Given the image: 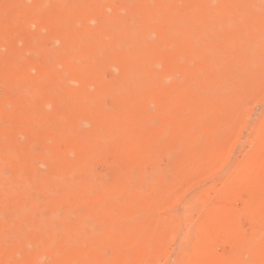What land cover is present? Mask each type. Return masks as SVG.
Masks as SVG:
<instances>
[{
  "label": "bare ground",
  "instance_id": "obj_1",
  "mask_svg": "<svg viewBox=\"0 0 264 264\" xmlns=\"http://www.w3.org/2000/svg\"><path fill=\"white\" fill-rule=\"evenodd\" d=\"M12 1L17 2V4H16V2L15 3L13 2L14 4H12V5L14 7L11 5L12 8L9 9L11 11H12V9H14L13 11H15V12L13 13V15L15 13H17L16 10L18 11V9H17L18 7H19V10H20V7L22 8L23 11L28 10L29 14L34 13L35 11L39 12L40 10L47 11L45 9L47 7V9H49L48 10L49 12L48 11L47 12L49 13L50 16H48V13L46 12L47 13L46 14V17H47L46 20L48 21V25L47 26L45 25V27L48 28L50 20L52 21L54 19L53 21H56L57 23L59 22L58 26H60V28H58V27L54 28V26H51V27L49 26V27L54 28L55 31H59V36H57L58 37L57 39L61 38V42L63 41L64 46L62 47V45H60L62 48L60 47V49H59L58 45L55 47L56 44H54V43H53L54 47L46 45V43L44 41V39L46 38L45 34H43V35H45L44 36L45 38L39 34L36 36V37H38V39L36 37H33L32 39H36L37 41H39L38 43H40V44L41 43L43 45L45 44V48L39 46V48H38L39 50H37L40 53L42 52L45 60L42 58L43 56L41 54V58L44 60L41 62H43V63L39 62V59H41L39 57V59H37L39 65L37 63H35V64L40 66V67L37 66L38 68H43L42 70L44 73V76H43L44 80H45V78L49 79L47 84L50 83V85H51V81L56 80L59 75L60 76L63 75L66 77V74L73 75L76 78L79 76L80 78H82L85 81L84 84H83V82L80 83L79 84L80 86L78 85V87H76L72 84L75 88H79L76 91H75V89L71 88V85H69L70 88H69V86H66V87H68V90L72 89V91H70L71 96L68 93V95L70 96L69 98L72 97L71 99L73 100V101L71 100L72 102L70 103V105L72 107H74L72 105L73 102L76 105V108H74L75 110L73 111V113L75 112L74 114L69 112L70 110H68V112L71 113L72 115H70L67 112V114L70 115V116L68 115V117L70 118V120H69L70 122H72L73 119L75 120L74 122H76V119H78V118L82 119L83 117H86V116L88 117V116H90V114L92 115V113L95 114L94 117L92 116L93 120H95L94 123L95 124L98 123L99 127L102 126L101 125L102 123H104L106 125L109 124V126L110 125L114 126L115 121L116 122L123 121L121 123H124V122L126 123V121H127L129 123H127L125 126L123 124L119 123L121 126L123 125L122 128L118 123H116L117 126L115 125L117 128L119 125V127L122 130V131L120 130L121 131L120 132L119 128H118L119 132L116 133L117 134L116 139L119 138L117 141H120L121 135L118 137V133L122 134L123 139L127 138L130 133L138 135L139 134L138 131H140L139 130L140 124H143L145 127L148 123L152 122V120H153L152 114L155 111H153L154 110L153 109L152 110L153 113L152 112L148 113L147 105L150 104L151 102L149 101V103L146 104V102H148V101H145L148 97L150 98L151 95H153L157 99L156 101H158V103H159L158 105L162 106L163 118H166V120H167V118L179 119V121H178L179 123H177L176 121L175 122L177 124H180V125H178L177 126L178 128L174 129V131L168 130V128H167V126H169L168 121L165 122V124H167V126L165 125V127L167 128L166 130H168V131H164L165 127L163 126L164 124H162L164 121L162 120L161 125L159 124L158 125L159 127L156 125V128H160V127L162 128L163 127L164 128V129L162 128L163 132L161 131V133H160L159 131H155L156 128H155V130H152L156 133H155L153 138L151 136V138H150L151 141L149 138H147V140H149L150 142L146 140V137H147L146 135H148V134H146V130L148 131L147 127H146V129L144 128L145 131L143 129V132H145L143 134L144 138H142V139L139 138L138 140H141V142H142V140L145 139V141L143 143H145V146H146L145 148L149 147L151 154L153 152L151 150V149H153L151 147V144H153L154 148H156V150L153 149L154 151L160 150L162 152V154H163V151H165L164 153L172 152L173 155H174V152L176 153L177 151H178V153H180L179 150L181 147H183L184 144L187 146L193 145V146H190L191 148L189 147L191 149L190 151H192L193 154L196 151H198V149L196 150L195 146H194V144L195 145H197V144L196 143L190 144L191 142L186 138L187 135L192 131L193 132L196 130L200 131L199 129H201V128H204V129L209 128L210 130H212L215 127V129H216V126H218L223 121H224L223 123H225V125L228 124L227 123L228 121L226 122L225 120L230 119V121H232L231 117L233 116V118H235L234 115L238 111L237 105H238V101L240 100L239 97L246 95V93L249 92V90L251 89V86H254L255 82H257V80L260 78V74H259L260 71L264 69V0H142V1H140V0H34V2L30 1V3L32 5L30 3L26 4V2H24V1L23 2H19L17 0H12ZM12 1L10 0L9 3ZM7 4L8 3L5 1V5H7ZM15 4H16V6L18 5V7H16V9H15ZM0 6H1V4H0ZM11 6H9V7H11ZM7 7L8 6H6V8ZM6 8H5V10H6ZM109 8L112 9L111 12L108 11ZM2 9H4L3 5H2V7H0L1 12H2ZM124 9H126V12H124ZM4 12H6V11H4ZM38 12H37V14H38ZM50 12H51V14H50ZM19 13L20 14L17 13L18 17L19 16L21 17L22 12L20 11ZM37 14L34 15L36 19L39 18V16L38 17L36 16ZM177 15H179V17L181 16L180 19L177 18ZM91 16H94L93 18L96 17L99 21V24L96 28H94L95 27L94 24L92 25V23H90L89 21H87V23L85 22L86 19L88 20V18ZM18 17H17V19H18ZM20 17H19V19H21L22 20L21 22H23V20L26 16L24 18H20ZM50 17H51V19H50ZM85 17H87V18H85ZM35 18H34V20L37 22L39 19L36 20ZM10 19L8 22H12V20L10 21ZM12 19H14V16ZM19 19L17 21L15 19L14 20L16 22H18V21H20ZM27 19L28 18H26V20ZM16 22H13V23H16ZM41 22H40V25L42 26L43 23H41ZM56 22H54V23L57 26ZM13 23H10V25H12ZM24 23H26V21ZM97 23L95 25H97ZM27 24H26L27 29L29 28L28 26L33 25V24L32 25L31 24L27 25ZM8 25H6V26H8ZM50 25H51V23H50ZM89 25H92L93 28L89 27ZM41 26H39V28ZM250 26H252V27H250ZM36 27H37V24H36ZM42 27H44V25ZM104 28L105 29L107 28V30H109L108 28H110V31H106ZM41 29L43 30L44 28H41ZM102 29H104V30H102ZM36 30H38V27ZM36 30H35V34L38 33ZM103 31H105V32H103ZM24 32H23V34H24ZM40 32L42 34L44 32V30H43V32L42 31H40ZM0 34H1L0 37H3V38H0L1 40H3V42H1V44H4V42H8L7 41L8 38L10 39V37L8 36L9 33H8V35H5V32L4 33L0 32ZM26 34L27 33L25 32V35H23V36L26 37L27 36ZM18 35L19 34L17 33L13 36H16L21 41L23 36H21V34L19 36ZM5 37H6V39H4ZM24 37H23L22 41L24 40ZM14 38L11 36V40H13ZM26 38H25V40H26ZM4 40H6V41H4ZM59 41H60V39H59ZM32 45H34L33 42H32ZM38 45H37V47H38ZM1 46L2 45H0V49H1L0 51L3 52V49L1 48ZM36 48L34 47V48H32V50L36 49ZM40 48H43L44 50L42 49V51H41ZM17 50H16V52H18ZM20 50L21 49H19V51ZM28 50H30V49H28ZM14 51L12 50L11 53ZM29 52H31V51H29ZM35 52L36 51H34V53ZM5 53L6 52H4V54ZM20 53L18 55L26 56V53L22 52V54L24 53V55H22ZM13 54L16 55L17 53H13ZM13 54H10L11 55L10 60L11 61L13 60L12 62L14 63V61H16L15 60L16 57L13 59ZM179 54L180 55L183 54V56H185L186 58H189V59L192 58V59H196L197 61L199 60L205 66V68L208 69L207 71L203 70L202 73L205 72L204 73L205 75L202 74V75H204V76H202V75L196 74V73L193 74L191 71L189 72V70L186 69V65L188 63L185 65L184 63H182V61L179 62V60H178V58L180 56ZM34 55L35 54H33L32 56H34ZM6 56H8V55H6ZM0 57H3V56L0 55ZM17 57L20 58L19 56H17ZM35 57H36V55H35ZM9 58H8V63H12L9 61ZM18 58H16V59H18ZM21 59H23V57H21ZM0 60H1V58H0ZM153 61L154 62L157 61L156 66H157L158 62L162 61L163 65H164V63L166 64V69H165V66L162 65L163 68L166 70V72H167V70H168V72H170L171 70H175L176 72L181 73V77L178 76V78H177V76L175 75L177 79H175L171 84L164 85L161 88L159 87L158 89L157 88L154 89L152 87V89H154V90H151L148 87L149 84H151V82L148 83L147 80H150V81H153L156 79L160 80L159 77H161V74H163V72L165 71L163 69V72H161L162 70H159L160 71L159 72V71L155 70L157 68H155V69L151 68V66H149L148 64L152 63ZM17 62H19V59L16 61V63ZM5 63H6V60H5ZM30 64H32V65H30ZM193 64L194 63L192 62V65ZM29 65H30V67L32 66L33 69H35L34 67H36V65L34 66L32 62L28 63V66ZM41 65H42V67H41ZM114 65L119 66L120 72L117 75H115V77L113 79L108 80L105 73L106 72L108 73L111 70V68H113L112 66H114ZM18 66L19 67L21 66L20 63H18ZM18 66H16V68ZM28 66L26 65V67H25V69L27 68L26 71H25V69L21 68L22 69L21 73L20 72L18 73L19 77H23L24 74L27 73V71L30 69V67L28 69ZM0 67H1V65H0ZM32 67H31V69H32ZM159 68H161V66ZM17 69H15V70L13 69L12 71L15 72ZM18 71H20V70L18 69ZM38 71H40V69H38ZM166 72H164V74ZM168 72L166 73L167 75L165 74V76H169ZM11 74L15 75L13 73H11ZM261 74H263V73H261ZM18 75H16V77H18ZM113 75H114V73H113ZM7 76H8V74H7ZM12 77L16 78L14 76H12ZM12 77L9 80V82L11 80L13 81ZM75 77H74V82L76 80ZM110 77H111V75H110ZM174 77H172V78L174 79ZM26 79H28V81H29V78H26ZM58 79L57 80L59 83L56 82L57 80L55 81L56 86L53 85V82H52L51 87L49 84H48L49 86L47 84H44L45 86H48L49 88L45 87L43 84H41V86L43 85V87L46 88L45 91H43L45 88L43 90L40 89L41 93L43 91V93L40 95H44V98L43 99L41 98V100H40V98H39V100L37 99L36 100L37 103H36L35 101L33 102V100L35 99L33 97L32 102L34 104L32 103V105L36 104L35 106H37L39 103L38 101L42 102V100H44L45 98H46V101H48L47 99L51 98L52 102L49 99L50 103H53V99H54L56 105L58 103H60L63 99H65V97H63V99H62V96H60L61 98L58 97L60 95L59 92H61L60 91L61 89L60 88H59L60 90L58 89V84L60 85L63 83V82H60V77H58ZM260 79H262V77ZM23 80H25V78H23ZM32 80L30 79L31 82H32ZM37 80H39L38 77L36 79V82H37ZM41 80L43 82L42 78H41ZM61 81H62V79H61ZM76 81H78V80H76ZM259 81H261V80H259ZM9 82H8V84H9ZM27 83L28 82H26V84ZM35 83L32 82L30 85L32 87H34V85L35 86L37 85V83L36 84ZM1 84H3V82ZM81 84H83V85L81 86ZM24 86H26V85H24ZM29 86L27 88L23 87V85L21 88L18 87L19 89L25 88L26 91L23 90L19 94L16 93V91H15V93L17 94V96L16 95L14 96L15 100H17L16 99V97H17V98L21 99V103L23 101L22 104H24V101H26L25 103H28V101H27L28 92L32 93L31 90H33V89L35 90V88H36L35 87V88L30 90ZM62 86H63V84H62ZM64 86H65V84H64ZM8 87H10V85ZM63 87H61L62 90L65 89V87H64V89H63ZM39 88H40V85H39ZM19 89H17V91ZM120 89H122V91H121V92H123L122 95H121V93L119 94ZM65 90H67V89H65ZM9 91H10V89H9ZM40 91H37L38 95H39ZM57 91H59V92H57ZM72 92H73V94H72ZM7 95H9V92L6 94V97H7L6 101L8 102L9 101L8 98L11 95H9V96H7ZM19 95H20V97H19ZM110 95L113 96L115 99V100L113 99V101L115 103L112 101V107L115 104V108L110 111V110H108L109 108L107 107L108 109L106 108V110H108V111H106L104 108L105 105L103 106V100L105 101L106 96L111 97ZM32 96H34V95H32ZM67 96H66V98H67ZM104 97H105V99H104ZM12 98H13V96H12ZM12 98H11V100H12ZM55 98L58 99V101L60 99H62V100L60 102H58ZM69 98H67V99H69ZM67 99H65V101ZM3 100H5V98ZM13 100H14V98H13ZM152 100H153V98H152ZM6 101H5V104H6ZM63 101L61 103H64ZM123 101L128 102V104L131 103L133 105V107L130 106L131 108L129 109L128 108L129 106L126 104V102H123ZM15 102L18 105V102L17 101H15ZM15 102H14V104H16ZM43 103L46 104L47 102L45 103V100H44ZM61 103L59 104V107H58V105L56 107L62 109L63 107H61V105H62ZM119 103H120L121 107L118 106ZM246 104L247 103L245 102V105ZM7 105H5L6 108H7ZM65 105H67L66 102H65ZM65 105H63V106L65 107ZM125 105L127 106V109L129 111L128 113L125 110L126 109ZM5 106H1L2 108L0 107L3 110L2 111L0 109V118L3 119L2 122L5 123L4 125H7L10 122V120L13 119L11 116V115H14L13 113L17 114L16 112L21 110L26 116H28L31 112L30 106L23 107L25 105H22L23 108L21 109V108H19V106H20V103H19L18 108L20 110H18V111L15 110V109H17V106L15 108L14 107L15 105H14L13 109L15 108L14 109L15 111L13 110L14 112L11 111V113H12L11 115H7V111L8 110L10 111V109L7 108L8 109L7 110L6 108H3ZM44 106L46 107V105H44ZM122 106L125 109H123ZM56 107H55V110H57ZM9 108H10V106H9ZM157 108H159V107H157ZM51 109L53 110V108H51ZM71 109L73 110V108H71ZM151 109H152V107H151ZM52 110L48 111L50 114H46V113H48L47 110H46V113H44L47 116V118L45 116L44 119H46V121L48 120L47 122H49V125H45L46 121L45 122L43 121L44 119L42 116H41L42 119H41V117H39V120H41L42 123L44 124L43 125L40 123L41 126L43 125L44 128L45 127H47V128H46V130H45L46 132L44 134L43 127H41L42 130L40 129V132L42 131V133L41 134L38 133L37 135H40V136L42 135L43 137H46V139L48 137H49V139L50 138L58 139L61 137L60 136L61 134H59V131H58V133L56 132V130H59V129H56V127L59 126L58 124L61 123L63 115L60 112L55 113L54 112L55 110L54 111H52ZM9 111H8V113H10ZM44 112H45V110H44ZM244 112H241V113H244ZM51 113H54V114H51ZM36 114L37 115H35V116L38 118L39 113H36ZM44 114H40V115L44 116ZM20 115H21V113H20ZM30 115L31 116H28V117H32V114H30ZM16 116L14 115L13 117H16ZM18 116H19V112H18ZM151 116H152V118H151ZM157 116L159 118V116H160L159 113ZM245 116H246V114H245ZM9 117H11L12 119H10ZM22 117L23 116H21V118ZM27 118L25 120H24V118H22L23 120L21 119L20 122H22V124H24L23 121H26ZM37 118H34L36 120V122L38 120ZM71 119H72V121H71ZM90 119L91 118H89V121H90ZM118 119H120L121 121L120 120L117 121ZM4 120H6V122L8 120V123L6 124V122H4ZM13 120L17 121L19 119L14 118ZM135 120L136 121L139 120L138 121L139 123L136 122ZM30 121L31 120L29 119V122H26V123L33 124L35 122L34 121L32 123V121L31 122ZM81 121L83 122V120H81ZM134 121H135V123H134ZM169 121H170V119H169ZM2 122L0 121L1 124H3ZM157 122H158V120H157ZM64 123H65V120H64ZM94 123H93V125L95 128ZM158 123H160V122H158ZM1 124H0V127H3L4 125L2 126ZM128 124H129V126H128ZM137 124L139 127L137 126ZM152 124H153V122H152ZM60 125H62V124H60ZM66 125L67 124L63 125L62 128ZM79 125H78V127H79ZM85 125H86V122H85ZM106 125L103 127H105V128L108 127ZM262 125H263V123H262ZM126 126H128V127H126ZM224 126H222V127H224ZM257 126L259 127L261 125H257ZM81 127H80V129L77 128L78 131L74 130V132L80 133V135L76 136L75 133L71 129H70V131L73 132V134L75 136H73V137L70 136V135H72V134H70V132H68L70 135L66 134V138L69 135L70 137H72L71 139H75L78 143H81L84 147V152H82L83 155L82 156L79 155L80 157H78L76 160H75L76 157L73 158L74 159L73 160L71 156H70L71 158L69 157V160H68V158H67V156H69L68 153L66 155L64 154V156H66V157L64 160V156H63V158H62L64 160L63 162L60 159V157L57 158V160L59 159L60 161H57L55 159L56 163L51 160L52 164H53V162H54V164L52 165L50 163V165H51V167L49 166L50 169L49 170L46 169V172H44V173L40 172L43 170H38L40 172V173H38L37 172V166H35L36 167L35 172L33 170L35 168V167H33L34 164L32 165L33 169H32V167H26L25 162L27 163V161L29 159L26 160L24 158L26 160L25 161L23 158L21 159V157H24V156L20 155L21 156L20 159H21V161L24 160L23 162L25 165L22 164L23 162H21V164H17V165L14 164L15 166L12 165L13 166L12 168H14L15 170H14V172H12V170H10V172L12 174L9 177H6V176L4 177L3 174L1 175V173H0V264H68V263L72 264L68 260H71V262L72 261L78 262L79 264L83 261L84 262L82 264H154V263L156 264V263H158L157 261H159V260H157L156 262L153 263V260H155L154 254H152V252L154 251L153 250L154 247L150 248L151 251L153 250L152 252L151 251L149 252V250L146 248V246H149L148 244H151V242L153 240V239L151 240V238L155 237V234H153V236L150 237V239H148L149 240V242H148V240H146L147 236L145 235V233L147 231L145 228H147V227L149 228L148 224H151V223H154V224L161 223L159 225H155V228H156V226L160 227V225H162V222L164 223V221H163L164 218L162 219L161 216L159 215V213H157V211H156L162 207V206L160 207L159 205H157V202H159V200L162 198V196H159L161 198L158 197L159 198V200H158V198H157V195H159L158 190H160L161 193H163V192L168 193L167 192L168 190L170 192V187H172L171 185L174 183V178H175L174 173H176L178 170H180L182 168L183 169L186 168V167H183V163L188 159H186V157L183 158V155H179L177 162L174 160H171L170 162L168 161L169 163H171L173 161L172 162L173 164L168 165V167H170V170H167L166 168H165V170H163L162 168H160L161 166L154 165L156 168L155 179L153 180L152 178H154V177H152L150 175L151 181L148 178L150 176L148 175V177H147L146 171L144 173L142 171H140V173H138L137 179L134 176L136 179V183L133 184V182H132L133 185L131 187H126L125 186L126 183L124 185L120 184V182L118 183L117 177H116L117 180H115V182L112 179L114 184L113 183L111 184V183H108L107 181H104L103 178L101 179L97 175L94 174L95 172L92 171L93 165H92L91 161L103 152L105 146H108V148L114 147L116 149L117 148L116 145L117 146L121 145L122 147H124L122 142H120L121 144L116 143L117 141L115 140L114 141V144L116 143L115 146L113 145V141L111 142L112 144H107L104 146V143L101 142V140L102 141L104 140V139H102V135H101V139H100L99 134L97 136V134L93 131L94 129L92 130V127H91L90 133H89V131L85 130L86 128L83 130V132H81V131H79V130H81ZM152 127H154V126L152 125ZM68 128L69 127H67L65 133L67 131H69ZM111 128L113 129V127H109V129H111ZM137 128H138V130L136 131ZM160 129H158V130H160ZM6 130L7 129L2 130L0 128V131H6ZM60 130H61L60 133H62L65 129H63V131H62V129L60 128ZM108 130L105 132L106 135H107V133L110 132ZM217 130H219V129H217ZM257 130H259V129H257ZM23 131L27 132L25 130H23ZM198 131H197V133H199ZM214 131H213V133L216 134ZM20 132H21V130H20ZM24 132H22V133L24 134ZM112 132H110L111 135L114 133V132L113 133ZM136 132H138V133H136ZM5 133H7L6 135H8V132H4L3 133L4 136H6ZM16 133L18 134L19 132H16ZM28 133L29 134L25 133V135H23V136L26 137V134H27V136L29 137L30 134H33L30 132H28ZM55 133L58 134V135L56 134L58 138H56ZM97 133H98V130H97ZM3 134H0V136ZM10 134H11L12 140L14 138H15V140H17L16 137H14V136H16L15 132H14L15 135H13V136H12L13 133H10ZM10 134L8 135L9 138H10ZM258 134L256 136H258ZM19 135H20V133L18 134V140H20L19 137H21ZM33 135H30L31 136V137H29L30 139L28 137H27V139H25V137H24V139L27 140L28 143H26L27 141H25V143H26L25 145L23 143V147L21 148V149H23V152H24L23 154H25V152H26L27 155L25 154V156L30 158V160H33L37 156L40 158V156H41L40 154H42L43 152H44L43 153L44 156H48V153H47V155H45V153L47 151L45 152L44 150L46 148L44 149V148H42L43 145L42 146L40 145V142L44 143V142H46V140L45 141L42 140L40 142L38 141L39 143L36 140V142H37L36 143L35 138L37 136H35V138H34V137H32ZM35 135H36V133H35ZM45 135H47V136H45ZM204 135H205V133H204ZM131 136H133V135H131ZM62 137L60 138V139H63L61 141L66 140V138L64 139ZM140 137H142V136H140ZM198 137H201V135L200 136L198 135ZM223 137H224V135H223ZM223 137H222V139H223ZM230 137H232V135ZM2 138L3 137H0V168L3 167L2 165L4 163L13 159V153H12L13 150H15V152H17V148L15 146V143H17V142H14L11 140L5 141L4 138L3 139ZM33 138H34V140L32 141ZM134 138L135 137L133 136L132 139L135 141L136 138L135 139ZM215 138L219 139L217 137V134H216ZM60 139H58L57 141H59ZM105 139H109V137L105 138ZM111 139H112V137H111ZM196 140H198V139L196 138ZM21 141H18L17 144H19V142L21 143ZM29 141H31V142H29ZM69 141L67 140L66 143L63 142L66 144V147H67V143ZM125 141H127V145L130 144L129 143L130 140L125 139ZM146 141L148 143H151V144H149V146H147L148 143ZM200 141H201V138H200ZM70 142L68 143L70 145H68V148H66V150H68V151H69V147L72 144ZM72 142H74V141H72ZM105 142L110 143V141L108 142L107 140ZM196 142L198 143V141H196ZM30 143H32V144L36 143L37 145H39L38 149L39 150L43 149V150H41L43 152L40 153V152H38L39 150L33 151L32 148L28 146V144L30 145ZM143 143H142V146H143ZM46 144H47V142H46ZM46 144L44 143L43 147H47L48 144L47 145ZM76 144H74V145H76ZM131 144H133V143L131 142ZM135 144H137V141ZM260 144H261V142H260ZM37 145H36V147H37ZM74 145H73V147H74ZM155 145H156V147H155ZM254 145H257V144L254 143ZM20 146H22V145L20 144ZM32 146L34 147L35 144ZM137 146H138V144H137ZM142 146H141V149H142ZM261 146H260V148H261ZM49 147H50V145L47 147V149H49ZM70 148L72 149V147H70ZM112 148H111V150L114 153L115 149H112ZM135 148H136V145H135ZM73 149H76V147ZM200 149H201V147H200ZM200 149H199V151H200ZM80 150H81V148H80ZM133 150H136V149L133 148ZM146 150L145 151L141 150V151L144 153L150 152V151H148V148ZM203 150L204 149H202V151ZM104 151H106V150H104ZM9 152H10V154H9ZM106 152H108V151H106ZM106 152H104V153H106ZM110 152H108V153H110ZM260 152H258V153H260ZM18 153H16L17 156H19ZM37 153H39V154H37ZM65 153H66V151H65ZM197 153H196V155H197ZM20 154H21V152H20ZM120 154H121V152H120ZM146 154L147 153H145L144 155H146ZM149 154L145 157H148V159L149 158L152 159V157H150L151 155L149 156ZM156 154H159V155H156ZM160 154H161L160 152H158V153L155 152V155L157 157L158 156L160 157ZM170 154H168V155L172 156ZM203 154H204V152H203ZM221 154H223L222 157H224L225 153L224 152L222 153V151H221ZM248 154L250 155V153H248ZM251 154H253V152H251ZM73 155H75V154L73 153ZM60 156H62V155H60ZM174 156H173V158H174ZM193 156L195 157V155H193ZM251 156L253 158V155H251ZM251 156H250V158H251ZM38 157L36 158V163H37ZM145 157H143V158L145 159ZM261 157L264 158V153H263V156H261ZM66 158L68 161L66 160ZM213 158L214 157H212L211 159H213ZM243 158H245V157H243ZM42 159L44 160L45 158H42ZM70 159H72V161H70ZM109 159H111V158H109ZM154 159L155 158L153 157V160ZM184 159H186V160H184ZM18 160H19V158H18ZM97 160H99V159L97 158L94 161H97ZM181 160H183L184 162L183 161L181 162ZM196 160H197V158H196ZM249 160H251V159H249ZM254 160H256V158L253 159V161ZM261 160H262V158H261ZM141 161L139 163H141ZM253 161H251V162H253ZM13 162H14V160H13ZM13 162H10V163H13ZM244 162H246V161L243 160V163ZM113 163H114V161H113ZM117 163H115V166H118ZM185 163L187 164V162H185ZM217 163H219V162H217ZM27 165L30 166V163ZM111 165H113V164L111 163L110 166ZM121 165H122V163H121ZM157 165H160V164L157 163ZM219 165H220V163H219ZM251 165L253 168L252 171L255 172L256 170H254L253 164H251ZM261 165H264V162ZM115 166H114V169H112V170L115 171V169H116V171L117 170L119 171V168L117 169V167L115 168ZM195 166H197V165L195 164ZM211 166H212V164H211ZM259 166L260 165H258V169L260 170V168H261L263 170H260V171L257 170L259 173V177L253 172L254 173L253 175H256V176H254V177H256V180L253 177V175L251 174L252 172H249L256 182L258 181V178H260V177L262 178V176H260L261 175L260 172L264 171V168H262L263 166L262 167H259ZM123 167H124V165H123ZM130 167H129V169H130ZM173 167H175V170H176L175 172H173V170H172ZM214 167H215V165H214ZM3 168H2V170H3ZM38 169H40V168H38ZM190 169H192V167ZM2 170H0V171H2ZM239 170H241L240 168H238V172L241 173V171H239ZM29 171L34 173V178L32 177L33 179L26 180L27 179L26 177L28 176L27 174L30 173ZM243 171H244V169L242 170V173H243ZM178 172H180V171H178ZM111 173H112V171H111ZM170 173L171 174L173 173V174L171 175ZM113 174H112V177H113ZM115 174H117V173H115ZM115 174H114V176H115ZM244 174L246 177V173H244ZM104 175H103V177H106ZM153 175H154V172H153ZM173 175H174V177H173ZM236 175H238V174H236ZM251 175L247 176L246 178L249 180L250 184H251V182H253V185L256 184V186H257V183L253 179H252L253 181H250ZM121 176H120V178H122V180H123V176L122 177ZM182 176H179V177H182ZM234 176L235 175H232V177H234ZM263 176H264V173H263ZM235 177H239V175L235 176ZM240 177L242 178V177H244V175L242 174V176L240 175ZM109 178H110V175H109ZM110 179H108V177H107V180H110ZM176 179H177V175H176L175 180ZM180 179H178V180L180 181ZM231 179L232 178L230 177V180ZM238 179H240V178H238ZM125 180L127 182V179H125ZM232 180H234V178ZM240 180H241V182H243L242 179H240ZM259 181L261 182V179H259ZM254 182H255V184H254ZM243 183L245 184L246 182L244 181ZM136 184H137V187H136ZM244 184H241V186L239 185V187H242V185L243 186L246 185V184L245 185ZM247 184H249V183H247ZM260 184L258 186H260ZM263 184L261 185V189H262V186H264ZM130 185L131 184H128V186H130ZM226 186H229V185H226ZM250 187L252 189V186H249V188ZM236 188L233 187L230 190L227 189V191H229V192L225 191V193L231 194V193H233L231 190L236 189ZM144 189H146V191ZM93 190H96L95 192L99 197L103 196V199H105V196H106L107 199H110V200L108 202L109 205H107V203H105L107 205V207L105 205V208H103L104 205L102 206V203L104 204V202H103L104 200L102 202L99 200L100 205H101L99 207L101 210L99 209V211H96L94 209L95 210V212H94V210H93V208H98L99 205L97 207H94L93 204L91 205V207H93L92 210H93L94 214H96L95 217H93V219L91 221L85 214H83L84 209L80 206L75 205V204L74 205L71 204L70 199L73 196L79 195V199L76 198V200H81V198H82L81 195H84L86 198L84 197V199H82V200H85V199L89 200L90 195H88V193H89V191H91L92 194L94 195L95 193H93ZM223 190H222V192H223ZM230 191H231V193H230ZM235 191H238V189ZM235 191H234V193H235ZM251 191H253V190H251ZM254 191H256V190L254 189ZM172 192H173V189H171V193ZM222 192L220 195H222ZM209 193H210V191H209ZM209 193H208V195H209ZM234 193H233V195H234ZM226 195L224 194L223 196H226ZM249 195H251V194H249ZM167 196H166V198H167ZM91 197H93V196H91ZM95 197H97V196H95ZM95 197H93V199ZM99 197H98V199H99ZM234 198H235V196H234ZM73 199H75V198H73ZM215 199H217V198H215ZM163 200H166V199H161L162 202H163ZM201 200H202V198H201ZM255 200H257V197ZM161 201H160V203H162ZM192 202H193V204H196L195 206H198L197 205L198 202L196 201L194 203V200H193L189 204V205H192L191 206L192 208L195 207L193 204H191ZM201 202L205 204L204 201H201ZM206 202H208V201L206 200ZM215 202H217V201L215 200ZM233 202H234V200H233ZM242 202H243V200H242ZM258 202H260V201H258ZM199 203H200V201H199ZM253 203H255V202H253ZM76 204H78L77 201H76ZM229 204H232V203H229ZM250 204L251 203H249V205ZM226 205H228V204H226ZM233 205H235V204L233 203ZM257 205H258V203H257ZM158 206H159V208H157ZM206 206H207V204H206ZM220 206H223V204ZM235 206L233 207V211H234V214L237 215V210L235 211V209L236 208L238 209V213L240 212V210H239L238 206H236V208H235ZM261 206H260V208H261ZM198 207H201V203ZM224 207H226V206H224ZM244 207H246V205ZM90 208H88V209H90ZM228 208L232 209L231 206ZM228 208H227V210H228ZM251 208L254 210L256 207L254 208V206H253ZM260 208H258V209L256 208L257 211L260 210V212H261ZM263 208H264V206H263ZM200 209H198V210H200ZM252 209L249 210V213L251 212L250 213L251 215L254 214V213H252ZM196 210H197V208H196ZM222 210H223V208H222ZM194 211L195 210H193V212ZM197 211H196V213H197ZM245 211H247V210H245ZM257 211H255V212H257ZM221 212H222L221 214H223V212H225V214L233 213L232 210H228L227 213L224 210ZM84 213H85V211H84ZM88 214H89V212H88ZM206 214H208V213L206 212ZM219 214H220V212H219ZM202 215L205 216L204 214H202ZM192 216L194 217V215H192ZM230 216H232V215H230ZM125 217L128 218L127 222L123 220V218H125ZM253 217H255V215H253ZM260 217H263V215ZM256 218H258V217H256ZM218 219L220 220L222 218H218ZM230 220H232V219H230ZM239 221H240V219H239ZM259 221H260V218H259ZM201 223H203V222H201ZM216 223L217 222H215V224ZM238 223H241V222H238ZM253 223H254V221H253ZM215 224H214V226H215ZM235 224H236V222H235ZM235 224H233L231 226L237 227L236 226L237 224L236 225ZM98 225H101V226L98 227ZM146 225H147V227H146ZM164 225H165V223H164ZM164 225L162 226V228L166 227ZM199 225H201V224H199ZM241 225H242V223H241ZM257 225H258V223H257ZM238 227L240 228V225ZM260 229H264V218L260 223ZM256 230H258V228ZM226 231L228 232L229 230L227 229ZM231 231L230 232L232 233V236L231 235L230 236L233 237L235 234L237 235L239 233L240 229H238V233H236L237 230L235 229L233 231V227H232ZM244 231H246V230H244ZM241 232L242 231H240V233ZM199 233H200V231H199ZM253 233L255 235H257L255 233V231ZM259 233H260V231H259ZM124 234H127V235L129 234L130 238H128L127 235H126V238H124L125 237ZM197 235H198V237H195V239L199 238L200 234H197ZM255 235H253L254 238L249 236L248 234L246 235L245 233H242L241 235L240 234L237 235V237H236L237 240H235V242L236 241L238 242V244H237V242H236V244L238 246H240V250L232 257H229L228 255L226 256V257L232 258L231 260L226 259L227 261H230L228 264H253L256 260L257 261H259L261 259H262L261 261L264 260V258L261 257L262 255L260 257H258V255L261 253V251H262V253H264V239H262V237H261L260 238L261 241H258V240L256 241L257 237L255 238ZM259 235H261V234H259ZM117 236H120V237L123 236L121 238L124 239L125 241L122 240V242H123L122 243L120 240L121 238L119 237L120 238V239H118V240H120V241H118L119 243H117V242L114 243L115 241H117V240H115L112 243L114 245L111 246L112 244H111L110 240L116 239ZM190 236H195V235L191 234ZM164 237H163V239H164ZM226 237H227V235H226ZM200 238H201V235H200ZM127 239L129 240L128 241L129 244H127L128 242H126ZM157 239H159V237L156 239L154 238V240H157ZM189 239H191V242H192V238H189ZM150 240H151V242H150ZM102 241L103 242L104 241H107V242L110 241V244H109V242H108V244L112 247V248H110L111 249L110 250L111 251V257H109L110 251H108L109 254L106 253V250L108 248L107 242H106V244H107L106 245L105 242L103 244ZM144 241L146 243L147 242L148 243L146 244V243H144ZM159 241H160V239L158 240V243H159ZM124 242H126V244ZM137 242H138V244H137ZM164 242L165 241H163V244H164ZM187 242L188 241H185V243H187ZM189 242H190V240H189ZM201 242H202V239H201ZM201 242H200V244H201ZM209 242L210 241L207 240V243H209ZM185 243L181 244V245L184 246ZM198 243H199V241H198ZM198 243H197V245L200 246V244H198ZM141 244L142 245L145 244L143 246L144 249L142 248L143 253L141 252L142 257L139 258L140 257L139 256L138 260H136L137 256L140 254L136 255L135 254L136 252L132 253V251L134 252V250H135V249L132 250L133 249L132 246L134 245V247H135L138 245L137 248H139V245H141ZM192 244L193 243H191L190 245L192 246ZM203 244H205V243H203ZM227 244H229V243H227ZM232 244H233V242H232ZM215 245H214V247H215ZM88 247H91V249L89 250V251H91L90 252L91 254L89 253V251L87 253ZM149 247H151V246H149ZM185 248H187V246H185ZM189 248H191V247H189ZM225 248H224V250H225ZM112 249H113V251H112ZM142 249H140V250H142ZM205 249H206V247H205ZM205 249H202L203 250L202 253H205L204 252ZM108 250H109V248H108ZM184 250H183V254L186 255ZM210 250H211V246H210ZM210 250H209V252L211 253L212 251H210ZM215 250H217V249H215ZM229 250H228V252H229ZM129 251H131V252H129ZM135 251H137V250H135ZM68 252L74 253V255H71V253H69L72 256L71 259H70V257L69 258L66 257V253H68ZM85 252L87 253L86 255L89 256V258L85 255ZM196 252H193V253H196ZM249 252L252 253V258L249 261H247L248 259L246 260V258H245L246 256H244L242 253L245 254V253H249ZM129 253L135 254L136 256H134V257H136V258L132 259L133 257L131 258V256H133V255H130ZM193 253H192V256H194V258H195L194 260L200 259V258H198L200 255L199 256L197 255V258H198L197 259L195 257L196 255H193ZM202 253H200L201 256L205 257V254L202 255ZM88 254H90V255H88ZM211 254H213V253H211ZM215 254H216V252L214 253V256L211 257L212 259L208 260L210 263L206 260L210 257L209 255H206V258H202L200 256L201 257L200 263H204L205 261H203V262H201V261L205 259L206 262H208V264H212L211 262L213 261V257H215V256L218 257ZM157 255H159V253ZM47 256L48 257L50 256L51 259H46ZM221 256H223V255H221ZM184 257H186V256H183V258ZM190 258L192 259L193 257H190ZM128 259H130L132 261H130V260L128 261ZM157 259H159V258H157ZM186 261H188V260L186 259ZM186 261H185V264H187ZM189 261H190V259H189ZM74 262H73V264H76ZM192 262H193V259L189 263L193 264ZM195 263H196V261H195ZM216 263H218V262H216ZM225 263H227V262H225ZM225 263H223V264H225ZM173 264H175V263H173ZM179 264H180V262H179ZM197 264H199V261H197Z\"/></svg>",
  "mask_w": 264,
  "mask_h": 264
},
{
  "label": "rangeland",
  "instance_id": "obj_2",
  "mask_svg": "<svg viewBox=\"0 0 264 264\" xmlns=\"http://www.w3.org/2000/svg\"><path fill=\"white\" fill-rule=\"evenodd\" d=\"M5 1L8 3L7 5H5ZM10 1V0H9ZM9 1L8 0H0V4H1V6L0 7H2V5L4 6V9H2V12L0 11V32H2V33H4L5 32V35H8V33H9V37H10V39L8 38V42H4V44H1V42H3V40H1L0 39V45H2L1 46V48L3 49V52L2 51H0L1 53H0V55H2L3 57H0L1 58V60H0V65H1V67H0V84L3 82V84H1L0 85V107L1 106H5V105H9L10 106V108H9V106L7 105V108L8 109H10V111L6 108V106L5 107H3V108H6L10 113H8V111H7V115H11L12 113H11V111L12 112H14L15 110H20L19 108H23V107H28V106H30V109H31V112H30V114H32V117H28V116H31L30 114L28 115V116H26L21 110V112L20 111H18L19 112V116H18V112H16L17 114H15V113H13L16 117H13L14 115H11L12 116V118L14 119V118H18L19 120H17V121H14L11 117H9L10 119H12V120H10V122L8 123V120H7V122H6V120H4V122H6V124L7 125H4L5 123H3L2 122V118H0V121L3 123V124H1L3 127H0L2 130L3 129H7L6 131H0L1 133L0 134H3L4 132H8V135L10 134V133H13L12 134V136L13 135H15L16 134V136H14V137H16V139L17 140H15V138L12 140V137H11V134H10V138L8 137V135H6L7 133H5V135L6 136H4V134L3 135H1L0 137H3L4 138V140L6 141H9V140H11V141H14V142H17L18 143V141H21V143L19 142V144H17V143H15V146H16V148H17V152H15V150H13L12 151V153H13V159L12 160H10V161H7L6 163H4L2 166L4 167H2L3 168V170H2V168H0V170H2V171H0V173H1V175L3 174V176L5 177H9L12 173L10 172V170H12V172H14V168H12L13 166L12 165H17V164H21V162H23L25 159L27 160V159H29L28 161H27V163L25 162V164H26V167H32V165H33V167H35V166H37V172L38 173H44V172H46V169L47 170H49L50 169V167H51V165H50V163L52 164V161H56L57 160V158L58 157H60V159L62 160V162L65 160V157L66 156H64V154L66 155L67 153H68V155L69 156H67V158H68V160H69V157L71 156L72 157V159L73 158H75V160L78 158V157H80L79 155H83L82 154V152H84V147H83V145L81 144V143H78L75 139H71L73 136H77V135H80V133H77V132H74V130L75 131H78L77 130V128H79L80 129V127H81V130H79V131H81V132H83V130L85 129L86 131H89V133L91 132V127H92V130L97 134V136H98V134H99V138L101 139V135H102V139H104L103 141L101 140V142H103L104 143V146L105 145H107V144H112L111 142L113 141V145L115 146V144L116 143H120V142H122V144H123V146L124 147H122L121 145H119V146H117L116 145V149L113 147H111L112 149H115L114 150V153H113V151L111 150V148H108V146H105L104 147V150H106V151H108V152H110V153H108V152H106V151H104L103 150V152L101 153V154H99L95 159H99V160H97V161H94L95 159H93L91 162H92V165H93V167H92V171L93 172H95L94 174L95 175H97L99 178H103V180L104 181H107L108 183H113V180H114V182H115V180H117L118 179V183L120 182V184H125V186L126 187H131L133 184H135L136 183V179H137V177H138V173H140V171H142L143 173L146 171V173H147V177H148V175L150 176H152V177H154V178H152L153 180L155 179V170H156V168H155V166L154 165H156V166H161L160 168H162L163 170H165V168L167 169V170H170V167H168V165H170V164H173L172 162L171 163H169L171 160H174V161H176L177 162V159L179 158V155H183V158L184 157H186V159H188V160H186V159H184V160H186L185 162H187V164L183 161V160H181V162L183 161L184 163H183V167H186V168H182V169H180V170H178V171H180V172H176V173H174V175H175V178H176V175H177V181L175 180V178H174V185L172 184L171 186L173 187H170V192H169V190L167 191L168 193H166V192H163V193H161L160 192V190H158V194L159 195H157V198L159 197V196H162V198L161 197H159V198H161V199H166V200H163V202L161 201V199L159 200V198H158V200H159V202H157V205H159L161 208L159 209V210H156L157 211V213H159V215L161 216V218L163 219V221H164V223H165V225H164V223L162 222V225H160V227L162 228V226L164 225V226H166V227H163L162 229L159 227V226H156V228H155V225H159V224H161V223H157V224H154V223H151V224H148V226H149V228L147 227V225H146V227L147 228H145L146 229V231L148 232H146L145 233V235L147 236L146 238V240H148V239H150V237H152L153 236V234H155V237H153V238H151V240H152V242H151V240H150V242H151V244H148L149 246H151V247H149V246H146V248L149 250V252L151 251V249L150 248H152V247H154L153 248V252H152V254H154V259L155 260H153V263L154 262H156L157 260H159V261H157L159 264H173V263H175V264H179V262H180V264H185V261H186V259L188 260V261H186L187 262V264L190 262V261H192V259H193V264H197V261H199V264H208V260H211L212 258V256H214V253L216 252V254L215 255H217L218 257H213V261L215 262H218V263H216V264H223V263H225V262H227V263H225V264H228L230 261H227V260H231L232 258H229V257H232V256H234L239 250H240V246H238L237 244H238V242H237V244H236V242H235V240H237L236 239V237H237V235L238 234H242V233H245L246 235L248 234L249 236H251V237H253V235H255L253 232L255 231V233L257 234V235H255V238H256V241L258 240V241H261L260 240V238L262 237V239H264L263 237H264V229H260V223H261V221L263 220V218H264V208H263V204H264V186H262V189H261V185L264 183V176H263V173H264V171H262V172H260V176H262V178L260 177V178H258V181H259V179H261V184L257 181H255L256 180V177H254V176H258L259 177V173H258V171H260V170H263V169H261L260 168V170L258 169V165H260L259 167H262V168H264V165H261V164H263V162H264V158L263 157H261V156H263V153H264V69L263 70H261L260 71V78L262 77V79H258L257 80V82H255V85L254 86H251V89L249 90V92H247L246 93V95H243V96H241V97H239V101H238V105H237V107H238V111H237V113L234 115V117L235 118H233V116L231 117V120L232 121H230V119L229 120H225L228 124H226L225 125V123H220L218 126H216V129H215V127L212 129V130H210L209 128H206V129H204V128H201V129H199L200 131H198V130H196V131H192V132H190L188 135H187V139L191 142L190 144H192V143H196L197 145H195L194 144V146H195V149L197 150L198 149V151H196L194 154H193V152L192 151H190L191 149V147L190 146H193V145H190V146H187V145H183V147H181L180 148V150H179V152L180 153H178V151L175 153L174 152V155H173V153L172 152H167V153H164L165 151H163V154H162V152L159 150V151H154L153 149H155L156 150V148H154V145L153 144H151V143H148L147 141H149V140H147V138H151V136H152V138L154 137V135H155V133L156 132H154V131H152V130H155V128H156V125L158 126L159 124L161 125V123H162V120L164 121L162 124H164L163 126L165 127V125L167 126V124H165V122H167L168 121V124H169V126H167V128H168V130L169 131H174V129H176V128H178L177 126L178 125H180V124H177V123H179L178 121H179V119H177V118H167V120H166V118H163V110H162V106H160V105H158L159 103H158V101H156L157 99L153 96V95H151L150 96V98L148 97L145 101H148V102H146V104H148L149 103V101L151 102L150 104H148L147 105V107H148V109H147V111H148V113H150V112H152L153 113V111H155L152 115H153V118H152V116H151V118L153 119L152 120V122H153V124H152V122L151 123H148L145 127H144V125L143 124H140L139 126H138V124H137V126L140 128L139 130L140 131H138L139 132V134L137 135V134H129L128 135V139L127 138H125L126 140H130L129 141V143L130 144H128L127 145V141H125V139H123V136H122V134H119L118 133V137L120 136V138H121V140L120 141H117L118 139H116L117 137H116V133L117 132H119L120 130H121V128L123 127V125L125 126L127 123H129V122H127L124 118V120L126 121V123L124 124V123H121V122H123V121H121L120 119H118L117 121H121V122H116L115 121V124H114V126H109V124L108 125H106V124H104V123H100L101 125V127H99L98 126V123H94V121L95 120H93V117L95 116V114L94 113H92V115L90 114V116H86V117H83L81 120H83V122L78 118V119H76V122H74L75 120L73 119V121H72V119H71V121L73 122H70L69 120H70V118L68 117V115L70 114V115H72L71 113H73V111L75 110L74 108H76V105H75V103L73 104L72 103V105L74 106V107H72L71 105H70V103L73 101L71 98H69L70 96H71V93H70V91H72V89L71 90H68V87H66V86H69V85H71V88H73V89H75V91L77 90V89H79V88H75L74 86H76V87H78V85L80 84V83H82L83 82V84H84V80L82 79V78H80L79 76V78L77 77H75V76H73V75H68V74H66V77L65 76H63V75H59L58 77H60V82H63L62 84H63V86H64V84H65V89H67V90H65L64 89V87L62 86V84H58V89L61 91V92H59V91H57V92H59L60 93V95L58 96V97H60V96H62V99H63V97H65V99H67V98H69V99H67L66 101H65V99H60L59 101H58V99H56L58 102H60L61 100L64 102V103H61L62 105H61V107H63L62 109H60V108H57L56 106L58 105V107H59V104L60 103H58L57 105H56V103H55V100L53 99V103H50V101L52 102V99L51 98H49L50 99V101H49V99H47L48 101H46V98L44 99L45 100V103L46 104H44L43 102H44V100H42V102L41 101H38L39 103H38V105L37 106H35V105H32V103L35 101L36 103H37V99L39 100V98H40V100H41V98L43 99L44 98V95H40V94H42L43 93V91H45L46 90V88L45 87H48L49 85H50V83H48L47 84V82L49 81V79H47V78H45V80H44V78H43V76H44V73H43V68H38V67H40V66H38L39 64H38V61H37V59H39V57L41 58V54H42V52L40 53L39 51H37V50H39L38 48H39V46H41V47H43V48H45V44L43 45L42 43V45L40 44V43H38L39 41H37L36 39H32L33 37H36L37 35H41L42 37H44L45 35H46V38L44 39V41H45V43H46V45H48V46H53L54 47V45H53V43L54 44H56L55 45V47L58 45V48L60 49V45H62V47L64 46V44H63V41L61 42V38H59L60 39V41H59V39H57L58 37L57 36H59V31H55L54 30V28H60V26H58L59 24V22L57 23L56 21H51L50 19H51V17H50V23H51V25H50V23H49V26L51 27V26H54V28H50L49 26H48V28L47 27H45V25L47 26L48 25V21L46 20V14L49 12L48 10L49 9H47V7L45 8L47 11H45V10H40L39 12L38 11H35L34 13L35 14H37V12H38V14L36 15L37 17L39 16V18H35V14L34 13H31V14H29V12H28V10L26 11L25 9V11H23L22 10V8L20 7V10H19V7H18V5L16 6V4H17V2L16 1H12V2H10L9 3ZM17 1H19V2H26V4L28 3H30V1H33L34 2V0H17ZM140 1H142V0H140ZM16 2V4H15V9H16V7H18L17 9H18V11L16 10V12L18 13V14H20L19 12L21 11L22 13H21V17L20 18H24L25 16V18H24V20H23V22H21L22 20L21 19H19V17H18V14L17 13H15L14 15H13V13L15 12V11H13L14 9H12V11L11 10H9V9H11L12 8V4H14V3ZM18 2V3H19ZM31 4V3H30ZM12 5V6H11ZM32 5V4H31ZM6 6H11V7H7L6 8ZM14 7V6H13ZM5 8H6V10H5ZM4 11H6V12H4ZM109 12H111L112 11V9L111 8H109V10H108ZM4 12V13H3ZM47 12V13H46ZM124 12H126V9H124ZM50 14H51V12H50ZM13 16H14V19L16 20L17 19V17H18V19L20 20V21H18V22H16L14 19H12L13 18ZM34 16V17H33ZM48 16H50L49 15V13H48ZM8 17V18H7ZM12 17V18H11ZM94 16H91V17H89L88 18V20L86 19V23H87V21H89L90 23H92V25L94 24V28H96L97 26H98V24H99V21H98V19L96 18H93ZM181 17V16H180ZM180 17H179V15H177V18L178 19H180ZM11 18V19H10ZM26 18H28L27 20H26ZM34 18L36 19V20H38L37 22L34 20ZM85 18H87V17H85ZM9 19H10V21L12 20V22H8L9 21ZM42 19V20H41ZM182 19V18H181ZM14 20V21H13ZM36 22H34V21ZM59 20V19H58ZM57 20V21H58ZM26 21V23H24ZM42 21V22H41ZM13 22H16V23H13ZM34 22V23H33ZM40 22L41 23H43V25H44V27H42L41 25H40ZM54 22H56L57 23V26H56V24L54 23ZM98 22V23H97ZM10 25V23H13L12 25H8V24ZM33 24L32 26H28L29 28L27 29L26 27V24ZM89 23V24H90ZM97 23V25H95ZM27 24V25H28ZM36 24H37V27H38V30H36L37 29V27H36ZM6 25H8V26H6ZM80 25V24H79ZM87 25V24H86ZM92 25H89V27H92L93 28V26ZM39 26H41L40 28H39ZM250 27H252V26H250ZM27 30H26V29ZM36 28V29H35ZM41 28H44L43 30H44V32H43V30L41 29ZM105 29V28H104ZM104 29H102V30H104ZM109 30H107V28L105 29L106 31H110V28H108ZM35 30L38 32L37 34H35ZM47 32H46V31ZM53 30V31H52ZM101 30V31H102ZM27 33L26 35V37H24L23 35H25V32ZM40 31H42L43 33L41 34V32ZM8 32V33H7ZM20 35L21 34V36H23L24 37V40L22 41V39H23V37H22V39H21V41H20V39H18L16 36H13V35H15V34H17V33ZM23 32H24V34H23ZM103 32H105V31H103ZM7 33V34H6ZM55 33V34H54ZM12 34V35H11ZM23 34V35H22ZM43 34H45V35H43ZM53 34V35H52ZM1 35V34H0ZM18 35V36H19ZM7 36V37H8ZM11 36L14 38L13 40H11ZM0 38H3V37H0ZM17 38V39H16ZM20 38V37H19ZM25 38H26V40H25ZM37 39H38V37H36ZM4 39H6V37L4 38ZM10 40V41H9ZM4 41H6V40H4ZM20 42V43H19ZM32 42L34 43V45H32ZM8 43V44H7ZM19 43V44H18ZM39 44V45H38ZM22 45V46H21ZM37 45H38V47H37ZM21 46V47H20ZM36 48V49H33L32 50V48H34V47ZM6 47V48H5ZM61 47V48H62ZM43 48H40L41 49V51H42V49ZM6 49V50H5ZM18 51V52H16V50ZM19 49H21L20 51H19ZM28 49H30V50H28ZM1 50V49H0ZM14 51V52H12L11 53V51ZM28 52H27V51ZM44 50V49H43ZM10 51V52H9ZM24 52V53H26V56H21V55H18L20 52ZM29 51H31V52H29ZM34 51H36L35 53H34ZM4 52H6L5 54H4ZM22 52L20 53V54H22ZM13 54V53H17L16 55H14L13 54V59L16 57V58H18L17 56H19L20 58H18L19 59V62H17L16 63V61L18 60V59H16L15 58V60L16 61H14V63L10 60L11 59V55L10 54ZM24 53L22 54V55H24ZM33 54H35L36 55V57H35V55L34 56H32ZM6 55H8V56H6ZM180 55V54H179ZM42 56H43V54H42ZM6 57V58H5ZM10 57V58H9ZM21 57H23V59H21ZM3 58V59H2ZM8 58H9V61L10 62H12V63H8ZM43 59H44V56L42 57ZM39 59V62L40 63H43V62H41V61H44L43 59ZM5 60H6V63H5ZM178 60H179V62H181L182 61V63H184L185 65H186V69H188L189 70V72L191 71L193 74L194 73H196V74H200V75H202V74H204V73H202L203 72V70L204 71H207L208 69L207 68H205V66L198 60H196V59H192V58H186L185 56H183V54H181L180 56H179V58H178ZM83 61V60H82ZM188 61V62H187ZM30 62H32L33 63V65L35 66L36 65V67H34L35 69H33V67H32V69H31V67H30V65H32V64H30L29 66H28V63H30ZM192 62L194 63L193 65H192ZM16 63V64H15ZM18 63H20V67L18 66ZM35 63H37V64H35ZM154 63V64H153ZM156 63H157V61L156 62H152V63H149L148 65L149 66H151V68H157V69H155L156 71H159V70H162L161 72H163V66H165V69H166V64L164 63V65H163V63H162V61H160V62H158V64H157V66H156ZM161 63V64H160ZM202 65H201V64ZM26 65L28 66V69H29V67H30V69L27 71V73L26 74H24V76L23 77H19V75H18V73L20 72L21 73V70L22 69H25V67H26ZM43 65V64H42ZM42 65H41V67H42ZM163 65V66H162ZM191 65V66H190ZM16 66H18L17 68L20 70V71H18V69L16 68ZM38 66V67H37ZM117 66V67H116ZM114 65V66H112L113 68H111V70L107 73H105L106 74V76H107V79L108 80H111V79H113L114 77H115V75H117L119 72H120V68H119V66L118 65ZM161 66V68H159V67ZM22 68V69H21ZM40 69V71H38V69ZM197 68V69H196ZM15 70V69H17L15 72L14 71H12V70ZM164 69V70H165ZM27 70V68L25 69V71ZM114 70V71H113ZM32 73H31V72ZM34 72V73H33ZM111 72V73H110ZM160 72V71H159ZM164 72H166V70L164 71ZM164 72H163V74H164ZM167 72H168V70H167ZM166 72V73H167ZM174 72V73H173ZM11 73H13V74H15V75H12ZM113 73H114V75H113ZM165 73V74H166ZM169 74V76H165V74L163 75V74H161V77H159V79L160 80H158V79H156V80H153V81H150V80H147L148 81V83H150L151 82V84H149V88L151 89V90H154L155 88H161L162 86H164V85H169V84H171L175 79H177L178 78V76L179 77H181V73L180 72H176L175 70H171L170 72H168ZM176 73V74H175ZM180 73V74H179ZM261 73H263V74H261ZM7 74H8V76H7ZM175 76H177V78H176V76L174 77L173 75ZM11 75V76H10ZM16 75H18V77H16ZM110 75H111V77H110ZM164 77H163V76ZM167 75V74H166ZM172 75V76H171ZM205 75V74H204ZM204 75H202V76H204ZM12 76H14V77H16V78H13ZM31 76V77H30ZM11 77L13 78V81L11 80L10 82H9V80L11 79ZM37 77H38V79L39 80H37V82H36V79H37ZM40 77V78H39ZM58 77H57V79H58ZM65 77V78H64ZM74 77L76 78V80H78V81H76L75 80V82H74ZM163 77V78H162ZM172 77H174V79L172 78ZM23 78H25V80H23ZM26 78H29V81H28V79H26ZM41 78L43 79V82H42V80H41ZM64 78V79H63ZM73 78V79H72ZM106 78V77H105ZM15 79V80H14ZM30 79L32 80V82H36L37 83V85L35 86L34 85V87H32L30 84L32 83L31 81H30ZM56 79V80H57ZM61 79H62V81H61ZM82 79V80H81ZM35 80V81H34ZM56 80H54V81H51V85H52V82H53V85H55L56 86V84H55V81ZM59 80V79H58ZM58 80L56 81V82H58ZM158 80V81H157ZM259 80H261V81H259ZM8 82H9V84H8ZM14 82V83H13ZM26 82H28L27 84H26ZM30 82V83H29ZM18 83V84H17ZM35 83V84H36ZM59 83V82H58ZM77 83V84H76ZM147 83V84H148ZM257 83V84H256ZM16 86H14V85ZM41 84H47L48 86H45V87H43V85L41 86ZM74 86H73V85ZM83 84H81V86L83 85ZM4 85V86H3ZM10 85V87H8ZM19 85V86H18ZM22 85H23V87H28L29 85V89L31 90V89H33V88H35V90L33 89V90H31L32 91V93H30V92H28V98H27V101H28V103H25L26 101H24V104H22L23 103V101H22V103H21V99L20 98H17L16 97V99L17 100H15V95L17 96V94L16 93H20V92H22L23 90L24 91H26V89L24 88V89H19V88H21L22 87ZM24 85H26V86H24ZM39 85H40V88H39ZM51 85H50V87H51ZM38 86V87H37ZM60 86V87H59ZM73 86V87H72ZM80 86V85H79ZM19 87V88H18ZM61 87H63V89L64 90H62V88ZM152 87L154 88V89H152ZM5 88V89H4ZM45 88V89H44ZM49 88V87H48ZM69 88H70V86H69ZM93 88V87H92ZM9 89H10V91L12 92H10L9 91ZM17 89H19L18 91H17ZM40 89H44L43 91H42V93H41V91H40ZM55 89V88H54ZM94 89V88H93ZM15 91H16V93H15ZM37 91H40V93H39V95H38V92ZM74 91V90H73ZM122 91V89H120V91H119V94L121 93V95H122V93L123 92H121ZM133 91V90H132ZM139 91V90H138ZM9 92V95H11V96H9V95H7V96H9V98H8V102L6 101V99H7V97H6V94ZM37 92V93H36ZM11 93V94H10ZM68 93L70 94V96L68 95ZM14 94V95H13ZM72 94H73V92H72ZM118 94V93H117ZM118 94V95H119ZM32 95H34V96H32ZM37 95V96H36ZM68 95V96H67ZM252 95V96H251ZM12 96H13V98H14V100H13V98H12ZM32 96V97H31ZM42 96V97H41ZM66 96H67V98H66ZM108 96V95H107ZM106 96V99H105V97H104V99H105V101L103 100V106H104V108H105V110H106V108L108 109V110H113L114 108H115V104L113 105V107H112V101H113V99H114V97L113 96H111V97H107ZM19 97H20V95H19ZM31 97V98H30ZM33 97L35 98L34 100H33V102H32V99H33ZM113 97V98H112ZM250 97V98H249ZM5 98V100H3ZM11 98H12V100H11ZM152 98H153V100H152ZM19 99V100H18ZM31 99V100H30ZM151 99V100H150ZM72 100V101H71ZM115 100V99H114ZM5 101H6V104H5ZM15 101H17L18 102V105H19V103H20V106H19V108H18V105H17V103L15 102ZM69 103H68V102ZM153 101V102H152ZM14 102L16 103V104H14ZM65 102L67 103V105H65ZM114 102V101H113ZM123 102H126V101H123ZM245 102L247 103L246 105H245ZM115 103V102H114ZM157 103V104H156ZM34 104V103H33ZM51 104V105H50ZM123 104V103H122ZM121 104V105H122ZM126 104L129 106L128 108L130 109L131 107H133V105L131 104H128V102H126ZM156 104V105H155ZM263 104V105H262ZM15 105V106H14ZM22 105H25V106H23L22 107ZM44 105H46V107L44 106ZM63 105H65V107L63 106ZM124 105V104H123ZM152 105V106H151ZM158 105V106H157ZM245 105V106H244ZM13 106L16 108V106H17V109H13ZM52 106V107H51ZM118 106H120V103H119V105ZM131 106V107H130ZM12 107V108H11ZM55 107L57 108V110H55ZM69 107V108H68ZM121 107V106H120ZM123 107V106H122ZM151 107H152V109H151ZM156 107V108H155ZM157 107H159V108H157ZM2 108V107H1ZM0 108V109H1ZM51 108H53V110L51 109ZM71 108H73V110L71 109ZM111 108V109H110ZM126 108V109H125ZM125 108L123 107V109H125L126 111H127V113L129 112L128 111V109H127V106L125 105ZM12 109V110H11ZM64 109V110H63ZM154 109V110H153ZM157 109V110H156ZM2 110V109H1ZM14 110V111H13ZM33 110V111H32ZM44 110H45V112H44ZM46 110H47V112L48 111H54L55 113L56 112H60L62 115H63V117H62V120H61V123L60 124H62V125H60V124H58L59 126H57L56 127V129H59V130H56V132L58 133V131H59V134H61L60 136L62 137V138H66V134H69L68 132H70V134H72V135H70V136H72V137H70L69 135H68V137L66 138V140H64V141H61V140H63V139H60V138H58L57 137V133H55V136H56V138H58V139H60L59 141H57L58 139H55V138H50L49 139V137L46 139V137H43L42 135L40 136V135H37L38 133L39 134H41L42 133V131L40 132V129L42 130V128L41 127H43V123H42V121L41 120H39V117H43V119H44V117L46 116L44 113H46ZM68 110H70L69 112H71V113H69L68 112ZM108 110H106V111H108ZM153 110V111H152ZM162 110V111H161ZM3 111V110H2ZM38 111V112H37ZM42 111V112H41ZM64 111V112H63ZM125 111V112H126ZM245 111V112H244ZM67 112L69 113V114H67ZM241 112H244V113H241ZM2 113V112H1ZM6 113V112H5ZM20 113H21V115H20ZM36 113H39V115H38V118L35 116V115H37ZM75 113V112H74ZM73 113V114H74ZM158 113H159V118H158ZM40 114H44V116L43 115H40ZM46 114H50L49 112L48 113H46ZM51 114H54V113H51ZM243 114V115H242ZM245 114H246V116H245ZM61 115V116H62ZM67 115V116H66ZM69 115V116H70ZM263 115V116H262ZM21 116H23L22 118H24V120L27 118V120L26 121H23L24 122V124H22V122H20V120L22 119L21 118ZM35 116V117H34ZM93 116V117H92ZM42 117H41V119H42ZM158 119H157V118ZM161 117V118H160ZM178 117V116H177ZM34 118H37L38 120H37V122H36V120L34 119ZM46 118H47V116H46ZM64 118V119H63ZM69 118V119H68ZM89 118H91L90 119V121H89ZM29 119L32 121V123L33 124H28V123H26V122H29ZM33 119V120H32ZM68 119V120H67ZM169 119H170V121H169ZM245 119V120H244ZM23 120V119H22ZM64 120H65V123H64ZM157 120H158V122H160V123H158L157 122ZM172 120V121H171ZM30 121V122H31ZM44 122L46 121V119H44L43 120ZM48 121V120H47ZM45 122V125H49V122ZM82 123H81V122ZM136 121V120H135ZM135 121H134V123H135ZM139 120H137L136 122H138ZM177 123H176V122ZM80 122V123H79ZM85 122H86V125H85ZM257 124H256V123ZM26 123V124H25ZM39 123V124H38ZM43 124L42 126H41V124ZM48 123V124H47ZM93 123L95 124V128H94V125H93ZM116 123H120V124H123L122 126H121V128L119 127V125H118V128H119V131H118V128L116 127L117 126V124ZM139 123V122H138ZM252 123V124H251ZM262 123H263V125H262ZM18 124V125H17ZM20 124V125H19ZM22 124V125H21ZM65 124H67L66 126H64L63 128H62V126L63 125H65ZM72 124V125H71ZM80 124V125H79ZM104 124V125H103ZM78 125H79V127H78ZM108 126V127H103V126ZM116 125V126H115ZM152 125L154 126V127H152ZM176 125V126H175ZM225 125V126H224ZM253 125V126H252ZM255 125V126H254ZM257 125H261V126H257ZM19 126V127H18ZM72 126V127H71ZM77 126V127H76ZM90 126V127H89ZM128 126H129V124H128ZM128 126H126V127H128ZM136 126V127H137ZM222 126H224V127H222ZM227 126V127H226ZM28 127V128H27ZM67 127H69L68 129H69V131H67L66 133H65V131H66V129H67ZM109 127H113V129L111 128V129H109ZM115 127V128H114ZM135 127V128H136ZM146 127H147V129H148V131L146 130V134H148V135H146L145 137H146V142L148 143V145L147 146H149V144H151V147L153 148V149H151L153 152H152V154H151V151L149 150V147H147L148 148V151H150V152H145V153H147L146 155H144L145 153L144 152H142L141 150H143V151H145L147 148H145L146 146H145V143H143L144 141H145V139L144 140H142V142H141V140H138L139 138H144V136H143V134L145 133V132H143V129L145 128L146 129ZM152 127V128H151ZM159 127V126H158ZM181 127V126H180ZM23 128V129H22ZM46 128L47 127H43V130H44V134H45V130H46ZM60 128L62 129V131H63V129H65L62 133H60L61 132V130H60ZM73 128V129H72ZM134 128V129H135ZM154 128V129H153ZM161 128V127H160ZM156 128V130L155 131H159L160 133H161V131L163 132V129L161 128ZM166 127H165V129H164V131H168V130H166L167 129ZM225 128V129H224ZM232 128V129H231ZM254 128V129H253ZM9 129V130H8ZM12 129V130H11ZM70 129L75 133V135L73 134V132H71L70 131ZM89 129V130H88ZM106 129V130H105ZM109 129V130H108ZM145 129H144V131H145ZM158 129H160V130H158ZM171 129V130H170ZM217 129H219V130H217ZM222 129V130H221ZM227 129V130H226ZM257 129H259V130H257ZM262 129V130H261ZM11 130V131H10ZM19 130V131H18ZM20 130H21V132H20ZM23 130H25V131H27V132H24ZM97 130H98V133H97ZM103 130V131H102ZM110 131V132H112L113 134L111 135L110 134V132L109 133H107V135H106V131ZM112 130V131H111ZM115 130V131H114ZM138 130V128L136 129V131ZM215 130V131H214ZM229 130V131H228ZM92 131V132H93ZM122 131V130H121ZM120 131V132H121ZM197 131L199 132V133H197ZM213 131L217 134V137L219 138V139H216L215 137H216V134H214L213 133ZM222 131V132H221ZM263 131V132H262ZM14 132H15V134H14ZM16 132H19L20 133V135L19 136H21V137H19V139L20 140H18V134L16 133ZM22 132H24V134L22 133ZM28 132H30V133H33V134H30V135H33L32 137H34L35 138V136H37L36 138H35V142H36V140H37V142L39 141H42V140H46V142H47V144H48V146L50 145V147H49V149H47V147H43L44 146V143L46 144V142H40V145L42 146V148H46L44 151L46 152L45 153V155H47V153H48V156H44L43 155V151H41V150H43V149H41V150H39L38 149V146L39 145H37L36 143H34L35 144V146L33 147L32 145H34V144H32V143H30V145L28 144V146L29 147H31L32 148V150L34 151V150H36V151H38V152H40V153H42V154H40L39 156H40V158L38 157V159H37V163H36V158H34L33 160H30V158H28L27 156H25V154H26V152H25V154H23L24 152H23V149H21L22 147H23V143H24V145L26 144V143H28V141L27 140H25V139H27V134H29ZM138 132H136V133H138ZM154 134H153V133ZM218 132V133H217ZM25 133H27L26 134V137L25 136H23V135H25ZM35 133H36V135H35ZM102 133V134H101ZM201 133V134H200ZM204 133H205V135H204ZM259 133V134H258ZM57 134V135H56ZM63 134V135H62ZM65 134V135H64ZM106 136H105V135ZM142 134V135H141ZM220 134V135H219ZM255 134V135H254ZM258 134V136H256ZM29 135V137H31ZM54 135V134H53ZM110 135V136H109ZM131 135H133L135 138V141L132 139L133 138V136H131ZM198 135L200 136L201 135V137H198ZM223 135H224V137H223ZM232 135V137H230ZM41 138H40V137ZM45 136H47V135H45ZM52 136V135H51ZM54 136V137H55ZM139 136V137H138ZM140 136H142V137H140ZM263 136V137H262ZM24 137H25V139H24ZM28 137V138H29ZM109 137V139H105V138H108ZM111 137H112V139H111ZM222 137H223V139H222ZM2 138V139H3ZM34 138L32 139V141L34 140ZM70 138V139H69ZM75 138V137H74ZM196 138L198 139V140H196ZM200 138H201V141H200ZM260 138V139H259ZM30 139V138H29ZM28 139V140H29ZM171 139V138H170ZM252 139V140H251ZM255 139V140H254ZM259 139V140H258ZM262 139V140H261ZM69 141L70 143H72L71 144V146L70 147H72V149L73 148H75L76 147V149H71L70 147H69V151L68 150H66V148H68V145H70V144H68L67 143V147H66V141ZM110 141V143H106L105 141ZM117 141L115 144H114V141ZM133 140V141H132ZM258 140V141H257ZM25 141H27L26 143H25ZM61 141V142H60ZM72 141H74V142H72ZM136 141H137V144H138V146H137V144H135L136 143ZM150 141H151V139H150ZM149 141V142H150ZM196 141H198V143L196 142ZM256 141V142H255ZM261 142V144H260V142ZM29 142H31V141H29ZM38 142V143H39ZM63 142H65V143H63ZM131 142L133 143V144H131ZM216 142V143H215ZM77 143V144H76ZM142 143H143V146H142ZM154 143V142H153ZM254 143L255 144H257V145H254ZM260 145H259V144ZM17 144V145H16ZM20 144L22 145V146H20ZM46 144V145H47ZM74 144H76V145H74ZM121 144V143H120ZM221 144V145H220ZM263 144V145H262ZM19 145V146H18ZM36 145H37V147H36ZM73 145H74V147H73ZM112 145V146H113ZM133 145V146H132ZM135 145H136V148H135ZM153 145V146H152ZM262 145V146H261ZM18 146V147H17ZM127 146V147H126ZM141 146H142V149H141ZM260 146H261V148H260ZM25 147V146H24ZM110 147V146H109ZM155 147H156V145H155ZM190 147V148H189ZM200 147H201V149H200ZM257 147V148H256ZM259 147V148H258ZM26 148V147H25ZM80 148H81V150H80ZM108 150H107V149ZM133 148L134 149H136V150H133ZM145 150H144V149ZM263 148V149H262ZM125 149V150H124ZM141 149V150H140ZM199 149H200V151H199ZM202 149H204L203 151H202ZM255 149V150H254ZM257 149V150H256ZM19 150V151H18ZM22 150V151H21ZM72 150V151H71ZM218 150V151H217ZM222 151V153L224 152L225 154H224V157H222L223 156V154H221V151ZM25 151V150H24ZM65 151H66V153H65ZM147 151V150H146ZM206 151V152H205ZM220 151V152H219ZM262 153H261V152ZM4 152V151H3ZM19 152V153H18ZM20 152H21V154H20ZM104 152H106V153H104ZM120 152H121V154H120ZM136 152V153H135ZM155 152H160L161 154H160V157L158 156H156V155H159V154H156L155 155ZM198 152V153H197ZM203 152H204V154H203ZM251 152H253V154H251ZM258 152H260V153H258ZM8 153V152H7ZM16 153H18V155L19 156H17V154ZM70 153V154H69ZM73 153L75 154V155H73ZM123 153V154H122ZM144 153V154H143ZM150 153V154H149ZM171 153V154H170ZM182 153V154H181ZM196 153H197V155H196ZM248 153H250V155L248 154ZM9 154H10V152H9ZM8 154V155H9ZM37 154H39V153H37ZM107 154V155H106ZM149 154V156L150 157H152V159H148V157H145V156H147ZM156 156H154V155ZM168 154H170V155H172V156H169ZM190 154V155H189ZM192 154V155H191ZM201 154V155H200ZM220 154V155H219ZM23 155L24 157H21V156ZM27 155V154H26ZM59 155V156H58ZM60 155H62V156H60ZM106 155V156H105ZM193 155H195V157L193 156ZM249 155V156H248ZM251 155H253V158H252V156ZM63 156H64V160L62 159L63 158ZM105 156V157H104ZM169 156V157H168ZM173 156H174V158H173ZM197 156V157H196ZM200 156V157H199ZM202 156V157H201ZM250 156H251V158H250ZM17 157V158H16ZM20 157H21V159L23 158H25L23 161H21V159H20ZM27 157V158H26ZM56 157V158H55ZM70 157V158H71ZM116 157V158H115ZM143 157H145V159L143 158ZM153 157L155 158L154 160H153ZM172 157V158H171ZM212 157H214L213 159H211ZM243 157H245V158H243ZM260 157V158H259ZM18 158H19V160H18ZM42 158H45L44 160L42 159ZM67 158H66V160H67ZM109 158H111V159H109ZM157 158V159H156ZM171 158V159H170ZM196 158H197V160H196ZM199 158V159H198ZM201 158V159H200ZM222 158V159H221ZM256 158V160H254L253 161V159H255ZM258 158V159H257ZM261 158H262V160H261ZM42 159V160H41ZM56 159V160H55ZM72 159H70V161H72ZM113 159V160H112ZM118 161H117V160ZM144 159V160H143ZM170 159V160H169ZM217 159V160H216ZM220 159V160H219ZM249 159H251V160H249ZM13 160H14V162H13ZM18 160V161H17ZM25 160V161H26ZM41 160V161H40ZM52 160V161H51ZM67 160V161H68ZM74 160V159H73ZM116 160V161H115ZM142 160V161H141ZM192 160V161H191ZM206 160V161H205ZM243 160L244 161H246V162H244L243 163ZM30 161V162H29ZM34 163H33V162ZM40 161V162H39ZM51 161V162H50ZM57 161H60L59 159L57 160ZM69 161V162H70ZM112 161V162H111ZM113 161H114V163H113ZM141 161V163H139ZM169 161V162H168ZM190 161V162H189ZM214 161V162H213ZM237 161V162H236ZM240 161V162H239ZM251 161H253V162H251ZM10 162H13V163H10ZM54 162H53V164H54ZM118 162V163H117ZM146 162V163H145ZM150 162V163H149ZM159 163L160 165H157V163ZM194 162V163H193ZM217 162H219L220 163V165H219V163H217ZM256 162V163H255ZM258 162V163H257ZM30 163V166H28L27 164H29ZM36 163V164H35ZM56 163V162H55ZM112 163L113 165H111L110 166V164ZM115 163H117L118 164V166H115ZM121 163H122V165H121ZM148 163V164H147ZM198 163V164H197ZM202 163V164H201ZM214 163V164H213ZM246 163V164H245ZM260 163V164H259ZM23 165H25L24 164V162L22 163ZM38 164V165H37ZM52 164V165H53ZM151 164V165H150ZM181 164V163H180ZM191 164V165H190ZM195 164L197 165V166H195ZM207 164V165H206ZM211 164H212V166H211ZM218 166H217V165ZM250 164V165H249ZM251 164H253V167H254V170H256L255 172L254 171H252L253 170V168H252V165ZM256 164V165H255ZM14 165V166H15ZM123 165H124V167H123ZM185 165V166H184ZM190 165V166H189ZM214 165H215V167H214ZM237 165V166H236ZM43 166V167H42ZM48 166V167H47ZM50 166V167H49ZM114 166H115V168L117 167V169L119 168V171L117 170L116 171V169H115V171L114 170H112V169H114ZM131 166V167H130ZM135 166V167H134ZM144 166V167H143ZM251 166V167H250ZM11 167V168H10ZM33 167H32V169H33ZM111 167V168H110ZM129 167H130V169H129ZM154 167V168H153ZM192 167V169H190ZM195 167V168H194ZM209 167V168H208ZM211 167V168H210ZM234 169H233V168ZM248 167V168H247ZM250 167V168H249ZM16 168V167H15ZM38 168H40V169H38ZM147 170H146V169ZM238 168H240L241 170H239V171H241V173H242V170L244 169V171H243V175H244V177H240V175L242 176V174L241 173H239L238 172ZM243 168V169H242ZM144 169V170H143ZM190 169V170H189ZM34 170V172L36 171V167L33 169ZM38 170H43V171H38ZM131 170V171H130ZM134 170V171H133ZM172 170H173V172H175L176 170H175V167H173L172 168ZM258 170V171H257ZM111 171H112V173H111ZM188 171V172H187ZM233 171V172H232ZM3 172V173H2ZM30 172V171H29ZM97 172V173H96ZM117 173V174H115V173ZM119 172V173H118ZM153 172H154V175H153ZM249 172H252L251 174L253 175L254 173L256 174V175H253V177L255 178V180H254V178L252 177V175L249 173ZM254 172V173H253ZM27 173V172H26ZM99 173V174H98ZM115 174V176H114V174ZM121 173V174H120ZM149 173V174H148ZM230 173V174H229ZM244 173H246V177L247 176H249V175H251V179H250V181H255L256 183H257V186H256V184H255V182H254V184L255 185H253V182H251V184H250V182H249V180L245 177V174ZM258 173V174H257ZM101 174V175H100ZM105 174V175H104ZM107 174V175H106ZM112 174H113V177H112ZM135 174V175H134ZM171 174V173H170ZM173 174V173H172ZM171 174V175H172ZM235 175V176H238L239 175V177H232V175ZM236 174H238V175H236ZM249 174V175H248ZM26 175V174H25ZM28 175V176H27ZM25 177L27 178H25L26 180H31V179H33L34 178V173H32V172H30V173H28ZM103 175L104 176H106V177H103ZM109 175H110V178H109ZM123 176V180H122V178H120V176ZM146 175V174H145ZM174 175H173V177H174ZM183 175V176H182ZM185 175V176H184ZM119 176V177H118ZM121 176V177H122ZM136 177V179H135V177ZM151 176L150 177H148L149 178V180L151 181ZM170 176V175H169ZM179 176H182V177H179ZM33 177V178H32ZM107 177H108V179H110V180H107ZM116 177H117V179H116ZM172 177V178H173ZM230 177L233 179L234 178V180H230ZM170 178V177H169ZM181 178V179H180ZM237 178V179H236ZM238 178H240V179H242V181L244 182H246L245 184L243 183V182H241V180L240 179H238ZM113 179V180H112ZM125 179H127V182H126V180ZM171 179V178H170ZM178 179H180V181L178 180ZM184 179V180H183ZM236 179V180H235ZM253 179V180H252ZM226 180V181H225ZM230 180V181H229ZM183 181V182H182ZM132 182H133V184H132ZM219 182V183H218ZM230 182V183H229ZM232 182V183H231ZM247 183H249V184H247ZM260 184V186H258L259 184ZM114 184V183H113ZM128 184H131L130 186H128ZM217 184V185H216ZM241 184H244L245 186H243L242 185V187H239V185L241 186ZM226 185H229V186H226ZM232 185V186H231ZM238 185V186H237ZM248 185V186H247ZM264 185V184H263ZM176 186V187H175ZM218 186V187H217ZM249 186H252V189H251V187L249 188ZM256 186V187H255ZM80 187V186H79ZM78 187V188H79ZM134 187V186H133ZM136 187H137V184H136ZM214 187V188H213ZM220 187V188H219ZM233 187H237L236 189H232L231 191L234 193V191L235 190H237L238 189V191H235V193H234V195H233V193H231V191H230V193L231 194H229V193H225V191L226 192H229V191H227V189H231V188H233ZM239 187V188H238ZM245 187V188H244ZM244 188V189H243ZM171 189H173V192L171 193ZM217 189V190H216ZM224 189V190H223ZM226 189V190H225ZM246 189V190H245ZM254 189L256 190V191H254ZM145 191H146V189H144ZM215 190V191H214ZM219 190V191H218ZM222 190H223V192H222ZM240 190V191H239ZM245 190V191H244ZM251 190H253V191H251ZM260 190V191H259ZM96 190H93V193H95L94 195L95 196H97V197H95L93 194H92V192L91 191H89V193H88V195H90V199L89 200H82V199H84V195H81V200H76V198H78L79 199V195H76V196H73L71 199H70V203L71 204H75V205H77V206H80V207H82L84 210H83V214H85L91 221H92V219H93V217H95V215L96 214H94V212H95V210L96 211H99V207L101 206L100 205V201L102 202L103 200V202H104V204L102 203V206H103V208H105V203H107V205H109L108 204V202H109V200L110 199H107V197L105 196V199H103V196H98L97 194H96V192H95ZM209 191H210V193H209ZM214 191V192H213ZM248 191V192H247ZM209 193V195H208V193ZM220 192V193H219ZM221 192H222V195H220L221 194ZM246 192V193H245ZM98 193V192H97ZM92 194V195H91ZM99 194V193H98ZM146 194V193H145ZM170 194V195H169ZM226 195V196H223V195ZM249 194H251V195H249ZM87 195V196H88ZM165 195V196H164ZM169 197H168V196ZM206 195V196H205ZM263 195V196H262ZM78 196V197H77ZM91 196H93V197H95L94 199H93V197H91ZM166 196H167V198H166ZM202 196V197H201ZM205 196V197H204ZM234 196H235V198H234ZM252 196V197H251ZM98 197H99V199H98ZM196 197V198H195ZM199 197V198H198ZM220 197V198H219ZM225 197V198H224ZM227 197V198H226ZM237 197V198H236ZM244 199H243V198ZM256 197H257V200H255L256 199ZM73 198H75V199H73ZM86 198V197H85ZM97 198V199H96ZM201 198H202V200H201ZM215 198H217V199H215ZM247 198V199H246ZM88 199V198H87ZM222 199V200H221ZM234 200V202H233V200ZM259 199V200H258ZM75 200V201H74ZM100 200V201H99ZM107 200V201H106ZM194 200V203L197 201L198 203H197V205L199 206L200 205V203H201V207H198V206H195L196 204H193V202L191 203V204H193L195 207H191L192 205H189L190 204V202L191 201H193ZM196 200V201H195ZM206 200L208 201V202H206ZM215 200L217 201V202H215ZM221 200V201H220ZM224 200V201H223ZM242 200H243V202H242ZM255 200V201H254ZM76 201L78 202V204H76ZM160 201L162 202V203H160ZM199 201H200V203H199ZM201 201H204L205 202V204L204 203H202ZM223 201V202H222ZM226 201V202H225ZM229 203H232V204H229ZM258 201H260V202H258ZM166 202V203H165ZM220 202V203H219ZM247 202V203H246ZM253 202H255V203H253ZM262 202V203H261ZM86 203V204H85ZM228 204V205H226V204ZM233 203L236 205V206H238L239 207V210H240V212L238 213V209L236 208V206L235 205H233ZM243 203V204H242ZM249 203H251L250 205H249ZM257 203H258V205H257ZM261 203V204H260ZM84 204V205H83ZM93 204V206L94 207H97L98 205V208H93V207H91V205ZM206 204H207V206H206ZM222 205L223 204V206H220V205ZM248 204V205H247ZM107 205H106V207H107ZM203 205V206H202ZM205 205V206H204ZM210 205V206H209ZM232 207V209L231 208H228V207H230V206ZM246 205V207H244ZM256 205V206H255ZM262 205V206H261ZM91 208H90V207ZM159 206L157 207V208H159ZM224 206H226V207H224ZM235 206V211L237 210V215H235L234 214V211H233V207ZM254 206V208L256 207L257 209L258 208H260V206H261V212H260V210H258L257 211V209L255 208L254 210L251 208V207H253ZM191 209H190V208ZM207 209H206V208ZM241 207V208H240ZM245 209H244V208ZM88 208H90V209H88ZM92 208H93V210H94V212H93V210H92ZM156 208V207H155ZM156 208V209H157ZM196 208H197V210L198 209H200V210H196ZM222 208H223V210L224 211H226V213L228 212V210H232V212L233 213H231V214H229V213H227V214H225V212H223V214H221L222 212L221 211H223L222 210ZM227 208H228V210H227ZM107 209V208H106ZM205 209V210H204ZM250 209H252V213H254L253 215H255V217H253V215H251L250 213H249V210ZM101 210V209H100ZM103 210V209H102ZM193 210H195L194 212H193ZM245 210H247V211H245ZM84 211H85V213H84ZM196 211H197V213H196ZM254 211V212H253ZM255 211H257V212H255ZM88 212H89V214H88ZM193 212V213H192ZM206 212L208 213V214H206ZM210 212V213H209ZM219 212H220V214H219ZM243 212V213H242ZM92 213V214H91ZM195 213V214H194ZM215 213V214H214ZM241 213V214H240ZM259 213V214H258ZM262 213V214H261ZM200 214V215H199ZM202 214H204L205 216H203ZM218 214V215H217ZM261 214V215H260ZM192 215H194V217L192 216ZM214 215V216H213ZM230 215H232V216H230ZM249 215V216H248ZM263 215V217H260V216H262ZM237 216V217H236ZM232 217V218H231ZM256 217H258V218H256ZM213 218V219H212ZM218 218H222V219H218ZM259 218H260V221H259ZM128 218L127 217H125V218H123V220L124 221H128L127 220ZM218 219V220H217ZM230 219H232V220H229ZM239 219H240V221H239ZM253 219V220H252ZM257 219V220H256ZM203 220V221H202ZM216 220V221H215ZM256 220V221H255ZM253 221H254V223H253ZM201 222H203V223H201ZM215 222H217L216 224H215ZM235 222H236V224H235ZM238 222H241L242 223V225H241V223H238ZM208 223V224H207ZM215 224V226H214V224ZM257 223H258V225H257ZM99 224V223H98ZM199 224H201V225H199ZM231 226V225H233V224H235L237 227H234V226H229V225ZM228 225V226H227ZM240 225V228L238 227ZM256 225V226H255ZM101 225H98V227H100ZM212 226V227H211ZM259 226V227H258ZM158 227V228H157ZM192 227V228H191ZM232 227H233V231L236 229L237 230V232L236 233H238V229H240V231H242L241 233H240V231H239V233L236 235H234L233 237H231L232 236ZM254 227V228H253ZM191 228V229H190ZM201 228V229H200ZM206 228V229H205ZM224 228V229H223ZM258 228V230L260 231V233H259V231L258 230H256ZM205 229V230H204ZM229 230L228 232L226 231V230ZM153 230V231H152ZM160 230V231H159ZM162 230V231H161ZM244 230H246V231H244ZM263 230V231H262ZM152 233H151V232ZM156 231V232H155ZM191 231V232H190ZM199 231H200V233H199ZM232 233H231V232ZM150 232V233H149ZM194 232V233H193ZM206 233V234H205ZM261 234V235H259V234ZM191 234H193V235H195V236H190ZM197 234H200L201 235V238H200V235H199V238H197V239H195V237H198V235ZM122 235V234H121ZM126 235L127 234H124V238H126ZM197 235V236H196ZM213 235V236H212ZM226 235H227V237H226ZM231 235V236H230ZM128 236V238H130L129 236V234L127 235ZM159 237V239H160V241H159V243H158V240L159 239H157V240H154V238L156 239V238H158ZM161 236V237H160ZM165 236V237H164ZM229 236V237H228ZM245 236V235H244ZM120 236H117V238L116 239H111L110 241H111V244L115 241V240H117V241H115L114 243H119L118 241H120L121 240V242H122V240L123 241H125L124 239H122L121 237H123V236H121L120 238H119ZM163 237H164V239H163ZM189 238H192V242H191V239H189ZM213 238V239H212ZM225 238V239H224ZM235 238V239H234ZM254 238V237H253ZM252 238V239H253ZM118 239H120V240H118ZM190 240V242L191 243H193L192 244V246L190 245L191 243L189 242V240ZM201 239H202V242H201ZM232 239V240H231ZM234 239V240H233ZM113 240V241H112ZM145 240V241H146ZM205 240V241H204ZM207 240L208 241H210L209 243H207ZM224 240V241H223ZM255 240V239H254ZM110 241H108L109 242V244H110ZM129 240L127 239V241L126 242H128ZM144 241V243H146ZM163 241H165L164 242V244H163ZM185 241H188L187 243H185ZM198 241H199V243H198ZM217 241V242H216ZM105 242V244H106V242L107 241H104ZM104 242L102 241V243L104 244ZM108 242H107V244H108ZM126 242H124L125 244H126ZM148 242H149V240H148ZM147 242V243H148ZM157 242V243H156ZM200 242H201V244H200ZM232 242H233V244H232ZM123 243V242H122ZM140 243V242H139ZM146 243V244H147ZM185 243V245L183 246V245H181V244H184ZM197 243L198 244H200V246L199 245H197ZM203 243H205V244H203ZM227 243H229V244H227ZM106 244V245H107ZM108 244V248H109V250H108V248H107V250H106V253L107 254H109V252L108 251H110L111 249L110 248H112L111 246H113L114 244H112L111 246ZM127 244H129V242L127 243ZM137 244H138V242H137ZM160 244V245H159ZM203 244V245H202ZM212 244V245H211ZM215 245V247H214V245ZM145 245V244H144ZM144 245H139V248H137L138 247V245L137 246H135L134 247V245L132 246V250H137V251H135L134 250V252L132 251V253H135L136 255L137 254H140V255H138L137 256V259L136 260H138V257L139 258H141L142 257V254H141V252L143 251V249H144ZM153 245V246H152ZM183 246V247H182ZM185 246H187V248H185ZM198 246V247H197ZM202 246V247H201ZM210 246H211V250H210ZM213 246V247H212ZM189 247H191V248H189ZM197 247V248H196ZM200 247V248H199ZM205 247H206V249H205ZM226 247V248H225ZM143 248V249H142ZM217 249V250H215V249ZM224 248H225V250H224ZM91 249V247H88V250H87V253H88V251ZM140 249H142V250H140ZM182 249V250H181ZM185 249V250H184ZM202 249H205L204 250V252L205 253H202L203 252V250ZM230 249V250H229ZM139 250V251H138ZM183 250L185 251V254L186 255H184L183 254ZM199 250V251H198ZM209 250L210 251H212L211 253H213V254H211L210 252H209ZM228 250H229V252H228ZM234 250V251H233ZM112 251H113V249H112ZM159 251V252H158ZM196 252V253H193V252ZM91 251H89V253H90ZM129 252H131V251H129ZM156 252V253H155ZM227 252V253H226ZM233 252V253H232ZM69 253H71V252H68V253H66V257L67 258H69L70 257V259H71V255H74V253H71V255L69 254ZM86 252H85V255L87 254ZM113 253V252H112ZM143 253V252H142ZM159 253V255H157ZM192 253H193V255H196L195 257L197 258V255L199 256H201V254L200 253H202V255H204L205 254V257L204 256H201L202 258H206V255H209L210 257L208 258V259H206L208 262H206V260L204 259V260H202L201 262H203V261H205L204 263H200V260H201V257L199 256L198 258H200V259H198V260H194L195 258H194V256H192ZM229 253V254H228ZM91 254V253H90ZM90 254H88V255H90ZM130 254V253H129ZM135 254H130V255H133V256H131V258L132 259H135L136 257H134V256H136ZM156 254V255H155ZM179 256H178V255ZM183 254V255H182ZM244 256H246L245 258H246V260L247 261H249L251 258H252V253L251 252H249V253H242ZM70 255V256H69ZM113 255V254H112ZM129 255V256H130ZM161 255V256H160ZM221 255H223V256H221ZM229 256V257H226V256ZM262 255V256H261ZM87 256V255H86ZM109 256V255H108ZM159 256V257H158ZM183 256H186V257H184L183 258ZM262 257V258H264V253H262V251H261V253L258 255V257ZM88 258H89V256H87ZM109 257H111V251H110V256ZM190 257H193L192 259L190 258ZM130 258V257H129ZM130 258V259H131ZM157 258H159V259H157ZM183 258V259H182ZM216 258V259H215ZM229 258V259H228ZM46 259H51L50 258V256L48 257H46ZM130 259H128V261L130 260ZM178 259V260H177ZM189 259H190V261H189ZM225 259V260H224ZM227 259V260H226ZM262 260V259H261ZM261 260H259V261H255L253 264H264V260L263 261H261ZM70 263H72L73 264V262L74 261H72L71 262V260H68ZM130 261H132V260H130ZM195 261H196V263H195ZM211 262L212 264H215L214 262ZM84 262V261H83ZM83 262H81L80 264H82ZM74 263H78V262H74ZM158 263H156V264H158ZM210 263V262H209ZM69 264V263H68ZM79 264V263H78ZM155 264V263H154ZM190 264V263H189Z\"/></svg>",
  "mask_w": 264,
  "mask_h": 264
}]
</instances>
